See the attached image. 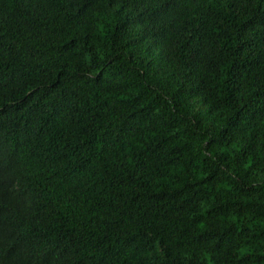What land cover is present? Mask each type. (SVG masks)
<instances>
[{
    "label": "trees",
    "instance_id": "1",
    "mask_svg": "<svg viewBox=\"0 0 264 264\" xmlns=\"http://www.w3.org/2000/svg\"><path fill=\"white\" fill-rule=\"evenodd\" d=\"M0 264H264V0H0Z\"/></svg>",
    "mask_w": 264,
    "mask_h": 264
}]
</instances>
